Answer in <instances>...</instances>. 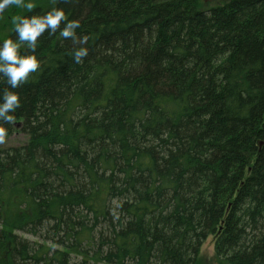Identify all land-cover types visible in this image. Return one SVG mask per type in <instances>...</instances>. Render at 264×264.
Wrapping results in <instances>:
<instances>
[{
	"label": "trees",
	"instance_id": "1",
	"mask_svg": "<svg viewBox=\"0 0 264 264\" xmlns=\"http://www.w3.org/2000/svg\"><path fill=\"white\" fill-rule=\"evenodd\" d=\"M51 7L80 27L38 37L11 89L0 264H199L209 237L218 264H264V0Z\"/></svg>",
	"mask_w": 264,
	"mask_h": 264
},
{
	"label": "clouds",
	"instance_id": "2",
	"mask_svg": "<svg viewBox=\"0 0 264 264\" xmlns=\"http://www.w3.org/2000/svg\"><path fill=\"white\" fill-rule=\"evenodd\" d=\"M9 6L23 8L31 15H15L12 17L13 30L16 39L0 37V76L4 77L9 88L0 92V144L4 143L8 129L4 124L14 123V112L20 106V97L11 89L25 83L31 73L40 68V60L36 55L38 37L46 31L53 35L59 29V36L65 39H77L76 29L80 27L77 19H69L65 10L60 7H51L43 14L33 12L36 7L35 0H0V13ZM43 11V10H42ZM61 24L63 26L61 27ZM86 36L79 38V43L84 45ZM27 49L21 53L20 49ZM88 54L87 47L81 46L73 49L70 56L75 63H81Z\"/></svg>",
	"mask_w": 264,
	"mask_h": 264
},
{
	"label": "rangeland",
	"instance_id": "3",
	"mask_svg": "<svg viewBox=\"0 0 264 264\" xmlns=\"http://www.w3.org/2000/svg\"><path fill=\"white\" fill-rule=\"evenodd\" d=\"M55 0H35L36 6L39 4H49L54 2ZM226 0H200V3L203 7H209L215 5L216 3H222ZM27 10L23 8H17L12 6L9 12L6 14L5 18L2 21L0 27V37L7 38L11 35L13 31V21L12 17L15 15H24ZM27 141V136L21 133H16L9 139L5 140L4 143L0 144L1 146H18ZM9 148V147H5ZM32 239L30 237H27ZM199 264H218L216 256H215V247H214V238L209 237L204 244L202 245L200 256H199Z\"/></svg>",
	"mask_w": 264,
	"mask_h": 264
}]
</instances>
